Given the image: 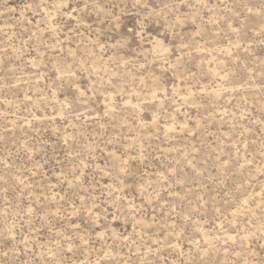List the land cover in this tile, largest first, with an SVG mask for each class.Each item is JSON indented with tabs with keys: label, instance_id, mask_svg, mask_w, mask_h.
Wrapping results in <instances>:
<instances>
[{
	"label": "rangeland",
	"instance_id": "374dc122",
	"mask_svg": "<svg viewBox=\"0 0 264 264\" xmlns=\"http://www.w3.org/2000/svg\"><path fill=\"white\" fill-rule=\"evenodd\" d=\"M0 264H264V0H0Z\"/></svg>",
	"mask_w": 264,
	"mask_h": 264
}]
</instances>
